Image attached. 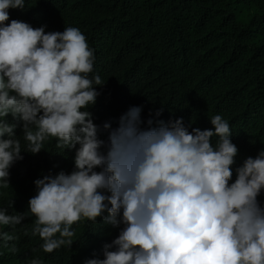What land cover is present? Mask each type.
<instances>
[{"label":"clouds","instance_id":"obj_1","mask_svg":"<svg viewBox=\"0 0 264 264\" xmlns=\"http://www.w3.org/2000/svg\"><path fill=\"white\" fill-rule=\"evenodd\" d=\"M25 5L0 0V188L9 187V169L24 159L22 150L37 154L53 140L61 152L75 150V169L35 180L37 194L27 212L10 214L12 198L0 207L4 247L18 251L9 244L18 236L2 229L15 231L28 216L35 220L24 235H38L45 253L71 248L73 226L95 225L102 217L105 225L125 227L104 244L103 259L85 264H264V207L258 200L264 150L236 167L233 181L239 149L222 115L210 117L211 129L189 131L183 117L156 126L150 118V127L142 128V108L133 106L118 127L103 124L109 134L104 154L101 128L88 110L100 95L96 86L105 84L94 75L95 50L78 27L45 32L46 25L7 23L9 9ZM9 115L16 122L9 123Z\"/></svg>","mask_w":264,"mask_h":264},{"label":"trees","instance_id":"obj_2","mask_svg":"<svg viewBox=\"0 0 264 264\" xmlns=\"http://www.w3.org/2000/svg\"><path fill=\"white\" fill-rule=\"evenodd\" d=\"M9 13L7 23L17 19L33 27L46 25L45 32L78 27L85 34L95 50L94 75L105 82L96 86L100 95L88 109L101 128L104 154L109 134L103 124L118 127L120 117L133 106L142 108V128L150 127V118L156 126V121L183 117L189 131L211 129L210 117L222 115L239 149L233 181L235 168L264 150V0H26L23 10ZM7 121L16 122L11 115ZM16 132L24 145L22 127ZM55 143L46 142L37 154L22 150L24 159L9 169V187L0 188V207H7L12 198L10 214L27 212L30 198L37 194L35 180L75 169V150L61 152ZM258 200L264 207V191ZM34 220L26 217L15 231L3 227L18 236L9 242L18 251H9L0 240V264H30L33 258L43 264L103 259L104 244L125 227L105 225L102 217L95 225L82 222L73 226L71 248L45 253L38 235H24Z\"/></svg>","mask_w":264,"mask_h":264}]
</instances>
